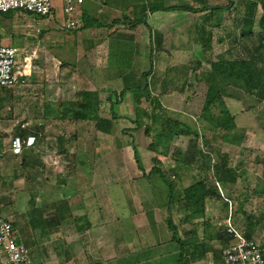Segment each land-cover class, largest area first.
<instances>
[{"label":"crops","instance_id":"crops-1","mask_svg":"<svg viewBox=\"0 0 264 264\" xmlns=\"http://www.w3.org/2000/svg\"><path fill=\"white\" fill-rule=\"evenodd\" d=\"M154 1L177 7L184 4L217 5L212 4V0H87L81 8L84 23L80 30L65 29L62 32L59 30L62 28L53 25L62 32L58 38L74 39L77 48L74 65L71 64L76 68L70 77L66 75L68 78L64 77L63 70L73 60L66 61L60 55L59 58L54 55L61 64L56 76L33 72L36 60L30 59L24 45L29 37L34 36L37 27L29 23L27 28L20 27L13 15L18 12L32 14L15 11L0 15V31L5 44L20 47L19 62L26 64L17 85L0 88V112L9 109L11 114L7 116L12 122L9 123L13 128L11 140L13 142L20 137L23 141L21 153H15L11 148L9 153L4 154L0 147V218L14 216L18 240L31 249L39 264H225V239L220 230L213 234L208 227L214 222L224 226L223 223L228 221L226 203L221 200L223 194L217 187L208 185L216 192L213 195L215 200L206 198V214L202 217L191 216L180 197L182 187L178 188L171 209H168L170 188L157 170L147 177L138 168L131 145L134 141L123 140L106 147V150L100 145L111 142L119 119L135 123L134 127L141 121L136 120L134 101L139 93L131 89L134 83L126 82L128 77L140 80L143 71L153 68L148 76L151 80L149 90L152 98L158 97L160 104L147 100L143 108L149 114L150 110H161V106L170 109L161 97L189 95L188 91L180 93L178 87L172 86L176 79L168 85L167 77L152 78L159 70L153 67L154 63L157 64L154 57L157 49L162 48L165 32H179V27L186 26L188 38L191 29L193 33L195 31L196 17L206 16L207 12L187 9L153 11L150 4ZM164 13L170 15L168 19L163 16ZM225 13V10H220L215 14L223 16ZM172 15L176 19L171 20ZM183 38L182 34L178 35V40L183 41ZM113 48H117L118 56L114 60ZM142 56L144 62L147 58L149 66L136 69L133 74L130 69ZM49 58L48 55L45 61H41L42 66L48 63ZM49 64L52 65L50 61ZM79 64L83 69L78 72ZM113 65L116 71L109 72ZM186 78L182 87L192 89L194 83ZM67 79L77 81L78 85L75 84L77 89L73 96L66 99L64 83ZM176 81L180 82L179 78ZM120 111L123 113L119 114ZM67 112H73V115L68 116ZM67 117H73L74 121H68ZM1 119L6 118L0 113ZM109 127L110 130L105 131ZM68 128L74 130L68 131ZM29 137H35L34 144H27ZM54 138H57L55 144L62 151L57 155L49 154L51 144H54H50V140ZM5 143L0 141V146ZM138 150L149 172L152 167L147 166L146 159L151 158L150 153H141L139 146ZM63 153L70 154L75 161L74 167L77 164L73 185L66 183ZM156 156L164 160L166 155ZM108 160H114L113 168ZM54 163L58 164V170ZM181 167L188 171L191 168L187 163H182ZM232 167L236 169V180H221L216 175V182L222 183L228 191V185H234L242 187L238 188L241 193L245 192L248 182H243L240 175L242 173L247 177L249 169ZM171 172L173 176L176 174ZM53 174L57 182L51 180ZM84 181L86 184H83ZM87 181H90L89 185ZM115 191L121 195L120 200L114 198ZM68 193H72L74 201L68 198ZM229 195L233 196L234 205L232 223L264 247V236L259 232L261 220H254L248 214H245V221L241 220L239 208L244 206L245 200L238 201L235 193ZM20 205L22 209H18ZM259 214L262 219L264 214ZM169 215L177 226V236L169 226Z\"/></svg>","mask_w":264,"mask_h":264},{"label":"rangeland","instance_id":"rangeland-1","mask_svg":"<svg viewBox=\"0 0 264 264\" xmlns=\"http://www.w3.org/2000/svg\"><path fill=\"white\" fill-rule=\"evenodd\" d=\"M51 1L53 6V16L49 18V20H52L50 22L47 21L46 17L36 14H34V17L19 12L16 15H13L15 16L18 26L27 28V24L29 23L31 26L37 27L34 36H32V38L29 37V39L26 40V45H24V51H27L26 53L30 54V59L38 61H35L36 63L34 62L35 66H33V72L36 71L37 74H51L53 77L56 76L60 72L59 67L61 64L59 59H55L54 55H57V58H59L60 55V58H63L66 61L73 60L70 65L68 64L67 69L63 70L64 77H66L67 74H69L70 77L76 68V66L72 67L71 64L74 65V56L76 55L77 48L75 47L74 39L69 37L63 39L62 37L58 38L61 36L62 32L66 31L63 27L65 23L63 0ZM261 1L263 0H256L254 6L247 4L246 0H238L236 3L231 4L232 6L229 11H226V13L221 16V18H223V23L219 26H215V23L220 15L215 14L213 20H207L205 23H203L205 16H200L199 18L196 17V25L193 26L195 31L193 33V29H191L188 33V38H186V26L179 27V32H165V40L162 42V48L157 49L158 52H156L155 59L153 58L154 62L157 63H154L153 67H157L156 70L159 69L160 71L158 70V73L153 75L152 78L159 76L165 79L167 77L168 81H166V83H168V85H170V82H173L172 79L177 80V78H179L180 82L174 80L175 83L172 86L178 87L180 93H182L181 91H188L189 95L183 93L181 96L161 97L164 104L170 109L167 110L166 108H163V110L155 111V113H157V120L153 122L154 124H152L150 131L147 130V126L152 123L149 117L150 115L141 118L140 127H134L136 124H131L126 119H119L116 123L111 142H108L109 144L106 145H100L104 146L102 147L103 150H106V147L110 148L111 145L114 146L117 142L122 143L123 140L134 141L136 145L139 146L141 153L146 151L150 153L151 158L148 157L146 159L147 166L153 167L154 164L159 167L161 166L168 177L177 181L179 185L178 188L182 187V190L191 184L205 180L207 185L217 187L218 191L226 196V198H224L222 195L221 200L226 203L225 211L229 213V216L227 217L228 219L233 215L232 209H234V205L232 206L233 196L230 197L229 194L233 195L235 193L238 201L245 200L244 206L239 208L241 210L239 212L240 219L245 221L247 219L245 214H248L249 217L251 216L250 218H253L254 220L260 219L261 223H259V225L261 226L259 227V232L264 236V216L262 219L259 218V213H261V215L262 213L264 214V95L261 96L260 94L262 89L252 88L251 90H248L244 86L245 84L243 81L236 83L234 79L230 78V73L225 72L220 64L211 62V59H215L214 61H216L220 54H225L229 46L234 43L238 44V46L232 48L230 54L227 53V55L224 56L226 59L233 61L234 59L244 58L248 60L252 70L264 71V49H262L261 52H255V45H258L259 43L256 33L261 32L264 37V19L262 18L264 17V1ZM212 4L227 5L229 4V0H212ZM12 13L14 12L9 11L0 13V15H8ZM168 15V13L163 14L167 19L169 18ZM174 16H171V20L176 19ZM176 16L180 17V15L177 14ZM200 24H202V26ZM53 25L62 28L59 29L62 32H59V30L54 28ZM211 29H213L212 32H210ZM51 30H58V32H50ZM182 30H184V32L181 33L180 31ZM200 31H202V33ZM234 31L235 35L231 36V38L226 37L229 32ZM179 34L184 36L183 41L178 40ZM210 36H212L211 39H209ZM220 36L225 38L224 43L219 41ZM262 40L264 43V38ZM204 42H210L205 49L203 47ZM116 53L117 48H113L112 60L118 58ZM48 55L50 56L49 61L52 65L50 66L48 61L47 64L42 66L41 61H45ZM126 56H129V54H126ZM122 58L125 59L124 56H122ZM142 58L143 56L139 59V62L136 65L131 67L130 70L133 74L136 73V69L149 66L148 63H146L147 58H145V62ZM45 65L48 66L45 67ZM81 66V64L77 66L78 72L83 69ZM48 67H50V69ZM150 69L148 68V71ZM168 69H170V71L167 75L166 73ZM109 70V72H115V65ZM86 73H88V71H86ZM208 74H210V84H207L205 80V78L208 77ZM186 77H188L189 81L194 83L192 89L187 87L184 89L182 87L186 84ZM262 77L264 80V74ZM66 78H68V76ZM184 79L185 82H183ZM126 82L128 84L134 83L135 86L136 84L142 86L145 85L144 77L140 80H131V77H128ZM149 83H151V80H149ZM64 84V91L67 99L73 96L72 94L76 91L75 89H77L75 84L78 85V82L67 79ZM72 90L73 92H71ZM219 90L224 92L226 103L232 113L236 116L237 124L240 127L247 129L246 139L240 147L225 143L222 138L223 131L214 128L213 125L202 115V112L207 105V101L210 99V94H215ZM146 91L147 89L144 91L137 89L136 92L142 94ZM114 98L116 99L117 97ZM134 101L136 105V97ZM146 103L147 100L143 98L142 103L139 106L143 108ZM150 111V113H153L152 110ZM0 113L6 118L0 120V141L3 140L4 143L6 141L9 142V144L5 143L3 146H0L2 148L1 152L6 154L9 153L11 148L13 150V142L11 140L13 128H10L11 125H9V123L12 122L8 120L7 117L11 114L9 109H4ZM121 113H123V111L119 112V114ZM66 114L70 116L73 115V112H67ZM101 114L104 113L101 112ZM172 117L189 125L199 136L196 134L182 135L175 136L172 141L167 140L165 143L167 144L169 153L167 156H163L165 157L163 158L164 160H159L156 155L162 153H160V151H152L149 148V145L158 143L156 135H158L159 132H169L168 129L163 128L162 124L165 119ZM118 118L120 117H117V119ZM66 119L71 122L74 121L73 117H67ZM50 129L54 131V128ZM70 130L73 131L74 129L68 128V131ZM56 140L57 138L50 140V144L52 142H54V144H51L52 148L51 153L49 154L57 155L62 152L60 146L55 144ZM162 147H164V145L161 144L160 149H162ZM180 149L182 150V153L186 154L183 155L180 153ZM189 150L192 151L191 154L193 153L195 157H192L187 163L188 166L191 167H188L190 168L188 171L184 170L185 167H181V164L184 163V158L187 157V152ZM70 151L73 152V149L71 148ZM220 152L229 153L228 160L230 163L232 162V165L237 166L238 169H249L247 177H245V174L242 175V173L240 175V179H242L243 182H248V187L245 192L241 193L238 188L242 189V187H235L234 185H228L230 190L228 191L222 183L216 182L214 165L219 160L218 153ZM62 157L65 163L63 172H65L67 177L66 183L68 185H73L74 168L77 167V164H75L74 167L73 163L75 161L70 157V154L66 155L63 153ZM155 158L157 161H154ZM54 161H57V159ZM108 162L113 168L114 160H108ZM57 165V163H54L56 170H58ZM175 169L178 170V173L174 171L176 173V176L174 177L171 171ZM97 178L100 180L101 177L98 176ZM51 180L57 182V178L54 177V174L52 175ZM87 182V185H89L90 181ZM83 184H86V182L84 181ZM254 184L256 187H253ZM68 188L72 189L73 186H68ZM71 194L69 195L68 193V198L74 201V198H71ZM182 195L184 194L182 193ZM120 196L121 195L115 191L114 198L120 200ZM210 197L215 200L213 195L208 196L207 198ZM229 198H232L231 201ZM182 200L184 201V199ZM22 208V205H20L18 209ZM122 208L123 207L120 206L121 210ZM256 212L259 213L257 214ZM221 223H223V221H221ZM223 224L224 226L214 222L208 225V227L210 232L216 234L217 231H221L225 228L228 221H225Z\"/></svg>","mask_w":264,"mask_h":264},{"label":"trees","instance_id":"trees-1","mask_svg":"<svg viewBox=\"0 0 264 264\" xmlns=\"http://www.w3.org/2000/svg\"><path fill=\"white\" fill-rule=\"evenodd\" d=\"M238 0H229V4L227 5H180V7L176 6L175 4L169 5V6H165V3H158L156 1L152 2L150 4V9L151 10H174V9H183V10H190L192 12H202L205 11L207 12V15L204 18L203 23H205V21H209V20H213L215 18V13L217 11H229V9L231 8V4L236 3ZM264 1V0H263ZM261 1V2H263ZM247 4H249L250 6H254L256 4V0H246ZM264 5V4H263ZM15 12V11H12ZM24 12V11H22ZM26 13V12H25ZM264 19V17H262ZM223 23V18H221V16L219 17L218 20H216L215 26H219L220 24L222 25ZM233 23V22H232ZM202 26V24H200ZM205 26V25H203ZM211 27L213 28V26L211 25ZM213 29H211L210 32H212ZM202 33V31H200ZM211 34V33H210ZM235 35V31L234 32H229L227 34V38H231V36ZM257 38L259 39V43L258 45H255V52H261L262 49H264V43H263V36L261 32L256 33ZM212 36L209 37V39H211ZM204 38V37H203ZM202 40V39H200ZM203 41V40H202ZM219 41L223 42L225 41V38L220 36ZM236 41V40H235ZM238 43V42H236ZM210 44V42H204V49L205 47H207ZM238 46V44H234L232 43L231 46H229V48L227 49L226 53H222L218 56L217 58V62L214 61L213 59H211V62L213 63H218L220 64L221 68L225 71V72H229L230 73V78L234 79L236 83H239L241 81H243V83L245 84L244 86L248 89L251 90L252 88H257V89H262V92L260 93L261 96L264 95V80L262 79V75L264 74V71L260 70H252L250 67V63L248 62V60L244 59V58H240V59H234L233 61L226 59L224 56L227 55V53L230 54L232 48H236ZM208 49V48H207ZM153 62V61H152ZM170 69L167 70V75L169 74ZM152 69H150L149 71H145L143 72L144 75V80H145V85H138L136 84V86H131V89L134 91H137V89L144 91L145 89H147V94L142 93V94H138L136 96V115H137V121L139 119V121L141 120V118L146 117V115H150V119L152 121V123L150 125L147 126V130L150 131V128L152 126V124H154L153 122H155L157 120V113H155L153 111V113L149 114L148 112H146L145 109H143L142 107H140L139 105H141L142 103V99L145 98L146 100H148L149 102H154L153 104H160V100L158 99V97H153L151 95L150 92V87H151V83H149L148 80V76L151 74ZM198 78V77H197ZM207 84H210V74H208V77L205 78ZM156 100V101H154ZM109 101H111V98L109 97ZM161 108L163 109V107L161 106ZM202 115L213 125L214 128H217L221 131H223L222 133V138L224 139V142L229 144V145H233V146H238L240 147L243 142L246 139V135H247V129L244 127H240L237 122H236V116L232 113L231 109L228 107L226 100H225V94L223 91H217L215 94H210V99L207 101V105L205 107V109L202 112ZM114 116H116V114H114ZM159 118V116H158ZM140 123H138V127H140ZM164 129H168L169 132L166 133H159L158 135H156V139L158 140V143H153L151 145H149V148L152 151L155 152H159L164 154V155H168L169 153V149L167 147V144L165 143L167 140L168 141H172L173 138L175 136H182V135H198V133L193 130L189 125H186L184 123H182L180 120L176 119V118H167L165 119V121L162 124ZM106 130H110V127ZM164 145V147H162V149H160V146ZM133 150H134V154H135V159L138 165V168L143 171L144 175H146L147 177H150L151 174L157 170V172L161 175V177L164 179V181L168 184L169 188H170V200L168 203V209H171V202L173 199V196H177V190H178V183L175 180H172L170 177L167 176L165 170L160 166H157L156 164H154V166L151 168V170L149 172L146 171L145 165L141 159L139 150H138V146L136 145V143H131ZM192 151H188V155L187 157H185V161L184 164L188 163L190 161V159L192 157H195L193 155V153L191 154ZM195 154V153H194ZM219 154V160L216 162V164L214 165V169H215V173L218 176V178H220L221 180H228V181H233L236 180V169H234L232 167V165H230V161L228 160L229 158V153H225V152H220ZM154 161H157V159L155 158ZM176 173L177 169L173 170ZM176 175H174L175 177ZM183 194H181V199H184V203L185 205L189 208L190 212H191V216H194V218H199L202 217L203 215H205V201L206 198L208 196H212L215 195L216 192L214 189H212L211 187H208L207 183L205 182V180H201L198 181L194 184H191L190 186H188L187 188H185L184 190H182ZM169 226L173 229L174 234L177 236V226L173 223L172 217L169 215ZM221 236L225 239V246H227L229 244V242L232 239V236L227 232L226 227L223 228L221 231ZM249 238V237H248Z\"/></svg>","mask_w":264,"mask_h":264},{"label":"built area","instance_id":"built-area-1","mask_svg":"<svg viewBox=\"0 0 264 264\" xmlns=\"http://www.w3.org/2000/svg\"><path fill=\"white\" fill-rule=\"evenodd\" d=\"M86 1L63 0L65 29L80 30L83 27L81 8ZM9 11H24L47 19L53 16L51 0H0V13ZM20 54V47L5 44L0 31V88L13 87L19 83L26 69V64L19 62ZM34 142L35 137L27 139L28 145ZM22 146L20 137L13 140L15 153H20ZM225 227L232 236L229 244L223 249L225 264H264V247L257 240L248 238L232 223L231 218ZM18 235L13 215L0 218V264H39L35 261L31 249L18 240Z\"/></svg>","mask_w":264,"mask_h":264}]
</instances>
